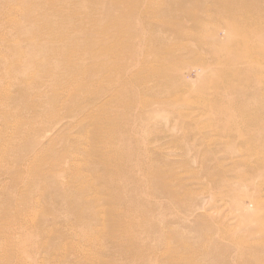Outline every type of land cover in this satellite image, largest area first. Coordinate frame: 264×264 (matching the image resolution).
<instances>
[{
    "label": "rangeland",
    "instance_id": "obj_1",
    "mask_svg": "<svg viewBox=\"0 0 264 264\" xmlns=\"http://www.w3.org/2000/svg\"><path fill=\"white\" fill-rule=\"evenodd\" d=\"M159 1L100 0L97 4L96 10L103 14L98 19L105 18L107 8L114 18L111 22L102 19L96 35L91 25L85 29L95 42L92 58L83 57L82 61L86 74L93 73L86 88L98 98L95 107L110 99L107 109L116 114L133 101L124 123L129 141L119 140L120 150L114 144L112 149L108 147L120 165L116 161L102 167L89 161L81 167L85 180L69 181L65 165L60 173L45 166L48 161L34 168L35 175H27L31 157L28 164L19 167L22 177L14 183L9 176H1L0 184H11L8 193L0 190V264H264V152L247 153L243 145H235L225 136L228 128L225 130L223 123L208 111L202 114L214 106L213 82L222 90L225 81L214 75L219 67L192 36L169 42L167 38L159 46L165 38L159 30L163 24L151 13ZM258 1L251 13L252 27L259 26L258 37L264 41V0ZM68 4L62 9L66 11ZM205 5L211 4L206 1ZM49 7L59 6L43 0H0V96L6 94L0 97V146L15 140L17 129L50 125L43 117L45 102L40 98V94L50 93L42 65L52 45L62 44L60 34L65 31L55 24L58 19L50 23L43 20L44 13L53 12ZM133 7L137 12L131 17ZM194 32L201 38L205 35ZM216 38L222 42L225 35L219 32ZM204 44L223 47L214 41ZM153 68L165 71L167 77L161 82L176 88L166 93L153 90L157 78L144 84L146 73ZM235 88L238 94L223 90L221 97L251 105L263 103L257 86L237 84ZM177 117L183 123L187 120L192 129L189 138L180 130ZM60 127L45 135L66 141V136L71 139L78 133L73 127ZM235 130L263 131L260 138L264 139V129ZM173 137L185 141L179 147L171 141ZM33 138L41 140L37 135ZM155 139L159 141L146 144ZM16 141V146L22 145ZM58 142L55 152L61 150ZM106 167L112 171L105 174L110 175L109 181L101 179ZM149 169L159 170L161 179H150L146 174ZM90 180L96 181L94 186L100 191L86 193L81 189V184ZM111 192L112 198H117L116 207H120L117 221L101 227L90 215L79 220V211L88 207L95 210L94 200H101L96 211L109 207ZM84 233L89 236L85 238Z\"/></svg>",
    "mask_w": 264,
    "mask_h": 264
},
{
    "label": "bare ground",
    "instance_id": "obj_2",
    "mask_svg": "<svg viewBox=\"0 0 264 264\" xmlns=\"http://www.w3.org/2000/svg\"><path fill=\"white\" fill-rule=\"evenodd\" d=\"M43 1L44 3L47 2L51 5L59 6L57 7L58 9L49 7V9H53V12L44 13V15L42 16L43 20L46 21V23H50L53 21V19H58L55 24L61 26L65 31H63L65 34H60L61 40L59 41L62 42V44L56 46L52 45V47L47 52L49 56H46V58H44L46 59L45 61L42 60L44 64L42 65V68L46 74V82L49 83L48 87L50 93L46 95L40 94V98L44 99L46 105H44L45 113L43 114V117L47 118L48 122H46L50 125L49 127H46V125L44 124V126L40 129H36L38 125H36L34 129H32V127L25 130L22 128V130L17 129V132L15 133V140L8 137L9 139H11L7 144L10 148L5 144H3V146L1 145L2 147L0 146V169L1 167L4 168H2L3 170H0V177L3 176L8 178L9 176V180L13 183L14 180L17 179V177H22V175L19 173V167L28 164V162L26 161H29V157L33 158V162H29L30 164L27 166V175H35L34 168H36L37 165H42V163L48 161V163L45 162L44 165H48L51 170L58 171L60 173H62L60 170L61 165H65V167H62L64 168L65 175L69 181L85 180V177L80 173L81 167L84 168L89 161H96L95 163L97 164V166L101 163L100 166L102 167L105 165V163L106 165L107 163L109 165H111L110 163H115L119 158L117 157L116 159L114 158L115 155L111 154L113 144L117 147L118 143H120L119 140H121V142L123 140L126 143L127 141H129L128 127L124 123L127 122L126 112L128 109L132 108L133 101H129L126 107L124 106L123 110L119 111L117 114L115 113V111L111 112L107 109V105L111 101L110 99L105 100L102 105L95 107V102H97L98 98L92 97L91 94L93 92L89 91V89L86 88L88 83L93 80V73L86 74V72L82 69L83 57L91 59V49L95 45L90 31H86L85 29L89 27L88 25H91L93 27L91 32L96 35V32L99 31L101 20L103 19L104 21L108 20L109 22H111L114 17L107 8L105 18H102L101 20L98 19L100 18V14L103 15L101 12L99 14V11L96 10L97 4L100 2V0ZM134 1L136 4L137 1L140 2L141 0ZM206 1H209L211 5H205ZM67 2L70 3L71 7L69 4V6H67L71 9L66 7L67 10L65 11L62 8ZM159 2L160 5H156L151 11V13L155 15L156 19L160 20L163 24L162 28H160L159 30L164 33L165 38L159 41V46L164 45V43L162 42H165L167 38L169 42V40L177 41L191 38L192 36V38L195 40V43L198 44L199 47H204L205 49H207L213 61L219 67L217 70H215L214 75L225 81L226 85H224V88L222 90L220 89L217 81H215L216 83L213 82L212 87L214 90H216V94L214 96V106H210L209 108H207L208 110L205 108V111L203 110L202 114L204 115V112L208 111L209 115L214 117L218 121V123H223L226 128L225 130H227L228 128V130L225 131V136H227V138L229 139H232V143H236L235 145H243V147L246 148L247 153L257 154L264 152V139L261 140L260 138L263 134V131H259L260 133L258 132L253 134L252 132L246 133L248 131L239 133V131H236L237 129L235 130V128L239 127H243L244 129H251V127H257L258 129L262 130L264 129V79L262 78L264 72V46L261 45L264 44V41H260L258 37V33H260L259 26L255 25L254 27H252V25L255 23L251 14L254 7L258 5L259 1L160 0ZM82 12L86 14L83 15L84 17L81 16ZM136 12L137 11L134 10L133 7V10L131 11V17L134 13L136 14ZM200 13L204 15H200ZM66 25L68 26V28L70 27L73 30L67 31V28H65ZM132 27L133 26H131V28ZM194 31H203L205 35L203 36V38H201L199 37V35H196ZM68 32L71 33L68 34ZM72 32H75L76 34L72 35ZM219 32H222L225 35V39L222 42H220L216 38ZM134 33L136 35L139 34L137 29L134 30ZM97 35L99 34L97 33ZM53 41L55 42V40ZM206 41L222 43L223 47L219 49L208 47L204 44V42ZM166 77L167 73L165 71H160L157 68H153L150 73H146L144 84L147 85L154 78H157L158 83L156 84V88L153 90H161L164 93L171 92L176 87H169L164 85L161 81L165 80L164 78ZM33 80L35 81V79ZM219 83L222 82L220 81ZM237 84L257 86L258 90L260 91V93H257V95H261V101L263 103L251 105L249 102L243 100H234L233 98V100H230L226 99L223 96L221 97L220 93L223 90L225 93H229L230 95L233 93L238 94L237 89L235 88V85ZM153 86L154 84L151 86V88ZM146 89L147 91H149V86H146ZM22 91V94H24L25 97L26 94L24 90ZM3 96H0L1 99ZM131 97L132 99L134 98V96L132 95ZM180 116L184 118L186 117L185 115ZM177 119L179 121L178 117ZM89 121L90 123L88 125H85ZM187 124V120L185 123L179 121V128L181 131H183V134H185V138H189L192 133V129ZM58 127L62 129H64V127H73L72 130L78 131V133L77 135L71 136V139L66 136V141L60 139L57 136H55L56 139H52L50 138V136L45 135V133H47L46 131L54 132ZM15 128L16 127H14V129ZM12 131L15 132L14 130ZM31 134L34 137L36 135L40 136L41 140L34 139ZM179 138L182 139V137ZM179 138L177 139L173 137L171 141H173V143H176V145L179 144L180 147V144H182L185 140H180ZM16 140H18V144L22 143V145L19 147L16 146ZM58 141H60V143ZM158 141L159 139H155L154 141H149L146 144L151 145L152 143H157ZM57 142L62 145L59 152H55L53 150V147H56ZM0 143L2 144V142ZM43 143H46L45 147H43ZM122 144L124 145V143ZM108 147H111V149H109ZM117 148L118 150H120L119 146ZM102 149L108 151H102ZM145 154L149 155L148 153ZM188 160L190 159H187V161ZM5 161L7 163L6 167H4L5 165L3 166V163ZM117 162L120 165V162ZM259 165L261 166L262 164ZM108 167L105 168L106 173L102 174V172L100 174H102L101 179L103 178L109 181L110 175L108 176L105 174L112 171L109 170ZM146 171V174L150 179L159 181V179H161L162 177V174L161 172H159V170L157 171L156 169H149ZM15 174L17 175L15 176ZM92 176L97 181L100 180V177L97 174H94ZM1 179L3 178H0V180ZM10 181L0 184L1 192L7 190L8 193V189L10 187L9 184H11ZM94 182L96 181L90 180L86 181V184L82 183L81 189L86 193L91 191L98 192V185L95 183L97 186H94ZM99 187L101 188L102 186L99 185ZM105 187L112 188L114 186L105 185ZM55 188L56 190L59 189L58 186H56ZM107 190L110 191V189ZM111 193L112 195L108 197V202L110 203L109 207L105 209L101 207V211H96V208L100 205L101 200H94L93 203L95 210L93 209V207H88L86 208V210L79 211V220L84 219L85 214L90 215L94 220L101 223V227L103 226V223H113L117 221L118 219L116 220V218L119 215H117L116 212H118L117 208L119 206L116 207L117 205H115V202H117V198H112L113 192ZM122 209L121 211H123ZM79 231H81V229ZM86 234L84 233L85 238L86 236H89Z\"/></svg>",
    "mask_w": 264,
    "mask_h": 264
}]
</instances>
